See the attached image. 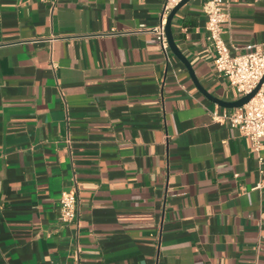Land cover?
I'll return each instance as SVG.
<instances>
[{"label": "crops", "instance_id": "obj_1", "mask_svg": "<svg viewBox=\"0 0 264 264\" xmlns=\"http://www.w3.org/2000/svg\"><path fill=\"white\" fill-rule=\"evenodd\" d=\"M205 2L179 10L174 39L199 87L233 102ZM164 4L0 0V264H264V161L139 31ZM224 5L232 55L264 46V0Z\"/></svg>", "mask_w": 264, "mask_h": 264}, {"label": "built area", "instance_id": "obj_2", "mask_svg": "<svg viewBox=\"0 0 264 264\" xmlns=\"http://www.w3.org/2000/svg\"><path fill=\"white\" fill-rule=\"evenodd\" d=\"M183 0H165L164 12L160 23L153 27L139 28L141 32L152 33L169 61V43L166 35L167 18L171 11ZM227 8V7H226ZM203 13L207 17V39L214 45L216 70L224 75L230 85L236 90L239 99L251 94L264 78V46H255L253 49L239 55H232L229 46L223 39L222 25L229 23L230 16L225 9L224 0H206L203 4ZM212 120L218 124H227L238 129L252 142L253 152L258 154L259 163L264 157V83L248 104L234 109H216L211 112ZM258 189H264V180L258 184ZM78 199L74 191L64 192L61 197V216L64 222H72L76 216Z\"/></svg>", "mask_w": 264, "mask_h": 264}, {"label": "water", "instance_id": "obj_3", "mask_svg": "<svg viewBox=\"0 0 264 264\" xmlns=\"http://www.w3.org/2000/svg\"><path fill=\"white\" fill-rule=\"evenodd\" d=\"M191 0H183L180 4H178L170 13V15L167 18V24H166V35H167V39H168V43H169V47L171 49V51L173 52V54L186 66V68L189 70L191 77L194 81V83L196 84V86L200 89V91L206 95L208 97V99H210V101H212L213 103L217 104L219 107L221 108H225V109H234V108H240L243 107L244 105L248 104L251 100H253L255 98V96L258 94V92L260 91L263 83H264V78L262 79V81L260 82V84L258 85V87L249 95L238 99L236 101L233 102H225L222 101L220 99H216L215 97H212L210 95H207L205 91H203L200 87H199V83L194 75V71L193 68L190 64V62L188 61V59L181 53L180 49L178 48L175 39H174V35H173V30H172V22L174 17L176 16V14L179 12V10L186 5L187 3H189Z\"/></svg>", "mask_w": 264, "mask_h": 264}]
</instances>
